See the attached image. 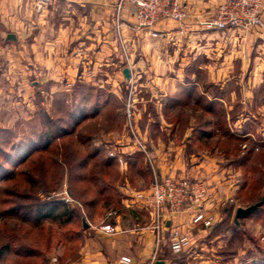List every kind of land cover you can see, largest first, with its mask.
<instances>
[{
    "label": "rangeland",
    "instance_id": "1",
    "mask_svg": "<svg viewBox=\"0 0 264 264\" xmlns=\"http://www.w3.org/2000/svg\"><path fill=\"white\" fill-rule=\"evenodd\" d=\"M126 61L130 67L129 58ZM149 62L143 60L142 66H151ZM213 62L217 64L220 59ZM105 63H101L97 75L102 82L110 78L105 76ZM143 77L132 79L131 76L127 80L122 70H118L112 78L117 82L113 90L106 83L100 88L83 81L79 82L78 90H73L70 83L59 94L40 92L35 101L31 91L5 90L6 96L0 100V213L18 206L23 207L20 214L24 215L32 203L61 200L72 209V219L66 224L62 219H45L42 225L13 217L0 219V264H66L79 258V247L87 236L108 222V212L117 210L119 214L125 195L144 191L125 189L123 185L127 181L134 187L142 185L147 176L145 162L155 158L142 151L141 155L139 151L111 155L98 152L97 148L111 141L125 142L121 137L127 134L135 148L140 149L142 144L149 152L150 141L142 135L146 126L153 138L158 136L155 140L161 139L159 142L166 145L190 144L191 138L185 135L188 134L195 146L193 150L212 157L222 151L237 183L228 201L218 208L220 216L225 207L232 212L208 236L211 244L219 246L215 255L221 256L216 262L264 264V73L258 81L255 76H243V84L248 88L258 82L249 92L253 96L250 108L244 105L230 108L229 103L226 106L220 102L222 96L215 86L216 82L224 81V76L220 80L217 76V81L213 76L210 95L212 100L218 99L211 106L206 96V99L197 98L193 105L162 109L156 106L155 91L147 92L139 85ZM197 94L200 96L201 92ZM248 110L252 112L253 123L251 117L236 125L237 118ZM159 114L166 122H159ZM189 125L193 129L189 130ZM147 162L150 164L151 160ZM15 172L16 177L6 180ZM26 175L35 181L33 187L26 183ZM212 190L213 186L209 185V194ZM260 201L258 210L235 221L238 207ZM36 205L33 204V209ZM68 216L62 218L67 220ZM7 243L12 245L4 253ZM18 248L24 249V254ZM27 249L38 253L26 255ZM212 260H215L213 256Z\"/></svg>",
    "mask_w": 264,
    "mask_h": 264
},
{
    "label": "crops",
    "instance_id": "2",
    "mask_svg": "<svg viewBox=\"0 0 264 264\" xmlns=\"http://www.w3.org/2000/svg\"><path fill=\"white\" fill-rule=\"evenodd\" d=\"M182 1L194 6L196 11H203L220 0ZM134 12L135 7L127 4L117 18L113 4L106 0H0V100L6 96L5 90L9 93L31 91L34 100L40 92L51 96L62 93L70 83L73 90H78L79 82L83 81L100 88L106 83L113 90L117 82L112 78L118 70L123 72L129 58L132 79L143 75L145 78L139 85L147 92L155 91L156 106L162 109L193 105L197 98L206 96L211 106L218 99L212 100L210 95L213 76L216 81L217 76L219 80L224 76V81L216 82L215 86L222 96L218 99L220 102L226 106L229 103L230 108L233 105L253 107L249 92L258 82L248 88L243 84V76H255L258 81L264 73V30L206 31L191 21L184 30L174 23L161 27L162 35L154 37L137 25ZM9 34H14L16 39H8ZM213 59L220 62L216 64ZM143 60H150L151 66L143 67ZM103 61L107 62L105 76L111 78L107 82L97 79ZM251 117L253 123L252 112H244L236 125ZM158 118L160 123L166 122L162 115ZM191 125L189 130L193 129ZM142 133L150 141L147 152L155 158H149L151 162L147 159L150 164L145 162L147 178H143L142 185L134 187L127 181L123 188L148 190L154 181L152 164L161 175L204 179L213 186L205 208L216 214L214 225L193 224L192 213L188 211L171 222L167 220V226L179 224L188 230L193 241L185 252L174 254L168 245L167 230L157 243V234L151 230L155 220L151 209L136 202L133 196L125 195L121 199L122 210L111 220L115 230L107 232L102 225L93 231L79 247V258L66 264H119L124 255L132 258V264H146L153 256L163 264H233L216 262L221 256L215 255L219 246L208 240L212 229L219 224L221 227L232 212L225 207L220 216L218 208L228 201L237 183L236 176L230 174L231 165L224 162L222 151L212 157L204 151L193 150L195 146L188 134L185 135L191 138L188 140L191 145H166L159 142L161 139L155 140L158 136L153 138L147 126ZM121 138L126 141L105 143L97 148L98 152L108 154L119 150L115 151L118 155L138 151L142 154L129 142L127 134ZM210 252L214 255H209Z\"/></svg>",
    "mask_w": 264,
    "mask_h": 264
},
{
    "label": "built area",
    "instance_id": "3",
    "mask_svg": "<svg viewBox=\"0 0 264 264\" xmlns=\"http://www.w3.org/2000/svg\"><path fill=\"white\" fill-rule=\"evenodd\" d=\"M113 4L117 18L127 4L135 7L134 16L137 25L148 30L154 36L162 35L161 27L165 28L172 23L180 30L188 27L191 21L206 31H224L240 29L244 31L264 30V0H220L214 6L203 11H196L194 6L182 0H106ZM130 107V105H129ZM135 136L136 133L134 132ZM140 151L147 149L140 144ZM111 155H116L114 151ZM152 164V163H151ZM154 181L146 191H136L133 195L136 202H141L151 209L154 214L152 232L157 234V243L163 239V232L167 230V241L174 254H181L192 246V238L188 230H183L179 224H169L185 211L192 213L193 224L211 226L216 221V214L209 213L205 204L209 197V184L204 179L190 177H176L161 175L152 164ZM118 215L117 210L109 211L108 222L103 225L107 232L115 229L111 220ZM130 256L124 255L119 264H132ZM146 264H157L153 256Z\"/></svg>",
    "mask_w": 264,
    "mask_h": 264
},
{
    "label": "trees",
    "instance_id": "4",
    "mask_svg": "<svg viewBox=\"0 0 264 264\" xmlns=\"http://www.w3.org/2000/svg\"><path fill=\"white\" fill-rule=\"evenodd\" d=\"M46 146H48V145H46ZM46 146H44V148ZM17 174H18L17 172L13 173L6 180H10V179L16 177ZM25 180H26V183H28L32 187L35 184L34 183L35 181L32 180V177L30 175H26ZM32 193L34 194V192H32ZM33 204H37L35 209H33ZM20 208H23V207L17 206V207H13L10 210H3L0 213V219H4L7 217H13V218H19V219H21V221H23L25 223L29 222L31 220L32 222L36 223V225H42L44 223L43 221L45 219H57V220L62 219L63 223H65V224L68 221H71V219H72V214H71L72 209H70L69 206H67L66 202L61 201V200H52V201L51 200H49V201L48 200L47 201H41L40 200L39 202L32 203L26 207L27 209H25V210L27 211V213H25L24 215L20 214ZM28 211H30V213ZM67 214H69V216L67 217V220H64L62 217H64V215H67ZM11 245H12L11 243H7L5 245L4 253L6 251L10 250ZM20 249L21 248H18L17 250L22 251V254H24L23 253L24 249H21V250ZM25 251H26V255H31V256L32 255L35 256L38 253V252L34 251L33 249H30V250L27 249ZM258 264H260V263H258Z\"/></svg>",
    "mask_w": 264,
    "mask_h": 264
},
{
    "label": "water",
    "instance_id": "5",
    "mask_svg": "<svg viewBox=\"0 0 264 264\" xmlns=\"http://www.w3.org/2000/svg\"><path fill=\"white\" fill-rule=\"evenodd\" d=\"M8 39L15 40L16 36L14 34H9L8 35ZM123 73H124L126 79L129 80L130 76H131L130 68L129 67H125L124 70H123ZM261 204H262V201L254 203V204H251L248 207H238L236 209V212H235V221L238 222L240 218H245V217L250 216L256 210H258V208L261 206ZM83 222H84V227H87L88 224L85 222V219H83ZM157 264H163V262L162 261H158Z\"/></svg>",
    "mask_w": 264,
    "mask_h": 264
}]
</instances>
